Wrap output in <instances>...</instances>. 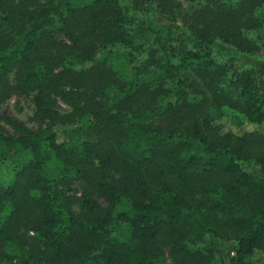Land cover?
<instances>
[{"label":"trees","instance_id":"trees-1","mask_svg":"<svg viewBox=\"0 0 264 264\" xmlns=\"http://www.w3.org/2000/svg\"><path fill=\"white\" fill-rule=\"evenodd\" d=\"M12 90L43 126L0 125V264L264 252V131L229 122L264 121V0H0V103Z\"/></svg>","mask_w":264,"mask_h":264},{"label":"rangeland","instance_id":"rangeland-1","mask_svg":"<svg viewBox=\"0 0 264 264\" xmlns=\"http://www.w3.org/2000/svg\"><path fill=\"white\" fill-rule=\"evenodd\" d=\"M182 8L187 7V0H177ZM100 56V55H99ZM225 58L224 53H218L217 59L221 60ZM242 61L245 63H250L253 65H258L262 59L261 57H245L243 56ZM8 80L11 85L14 86L15 84V75L14 72L10 73L8 75ZM34 92L30 91L28 93H19L15 90H12L10 92V95L5 99L3 102L0 103V113L2 116H4L3 119L0 121V125L3 127V129L13 135H16L19 133V130L14 126L13 121L16 123H19L21 125H24L32 130H36L43 126V124L39 121L35 114V108H34V102H33ZM55 103L58 106V110L61 114L65 116H69L71 114L70 107L63 101L61 97L55 98ZM229 122L233 123L236 127V129L251 131H264V121L261 124H249L246 122H243L240 125H237L238 122H241L240 118L235 115H231L229 118ZM85 126H88L90 124V120L88 118H83L81 121ZM113 184H117V176L113 175ZM82 184L81 182H74L71 185V190L68 192V195L72 199V209L74 212L78 213L80 211V204H79V197H80V191H81ZM99 203L107 206V202L104 199H99ZM129 205V200L127 198L122 197L121 201L118 202L113 207V211H119ZM21 234L24 237L26 241V247L31 248L35 243V234L31 230H28L26 228L21 229ZM199 244V243H198ZM204 243H200L199 245H203ZM198 245V246H199ZM196 246V245H195ZM165 260L166 263H171V256L170 254L165 250ZM218 257V254H217ZM248 261L250 264H263L264 262V252L258 251L255 255L251 256Z\"/></svg>","mask_w":264,"mask_h":264}]
</instances>
